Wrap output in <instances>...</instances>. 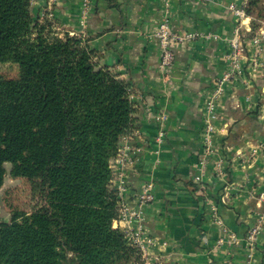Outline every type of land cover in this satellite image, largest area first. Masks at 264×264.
I'll return each instance as SVG.
<instances>
[{"label":"crops","instance_id":"obj_1","mask_svg":"<svg viewBox=\"0 0 264 264\" xmlns=\"http://www.w3.org/2000/svg\"><path fill=\"white\" fill-rule=\"evenodd\" d=\"M29 1L34 15L48 17L60 34L82 38L98 64L131 89L136 129L121 138L120 148H140L138 162L128 168L112 161L109 187L117 191L125 183L121 203L134 211L136 195L153 184V200L139 217L113 223L128 242L138 227L148 240L133 264H264V226L252 249L245 242L264 208L258 200L264 191V69L250 65L254 52L264 65V23L258 45L245 37L239 70L215 95L230 70L235 19L229 6L241 0H89L86 10L81 0ZM164 20L175 33L202 35L173 47L168 71L160 68L154 37ZM208 124L213 130L206 145ZM197 175L202 190L193 181Z\"/></svg>","mask_w":264,"mask_h":264},{"label":"trees","instance_id":"obj_2","mask_svg":"<svg viewBox=\"0 0 264 264\" xmlns=\"http://www.w3.org/2000/svg\"><path fill=\"white\" fill-rule=\"evenodd\" d=\"M252 37L264 0H247ZM127 83L75 35L60 34L29 0H0V189L29 188L31 210L4 197L0 264H133L109 184L120 140L136 129ZM6 165L9 170H6Z\"/></svg>","mask_w":264,"mask_h":264},{"label":"built area","instance_id":"obj_3","mask_svg":"<svg viewBox=\"0 0 264 264\" xmlns=\"http://www.w3.org/2000/svg\"><path fill=\"white\" fill-rule=\"evenodd\" d=\"M168 1V0H165ZM83 9L86 10L89 6V0H81ZM247 0H241L239 4H231L229 6V10L231 14L233 15L235 19V28H234V37L233 39H230L228 41L229 46V53H228V59H229V72L224 75V77L221 79L217 86V92H215V95L220 93V85L230 79L234 76L235 72L239 70V59L242 56L243 51V43L245 42V35L250 33V22L251 18L248 17L244 11V6L246 5ZM264 23V22H262ZM263 31L261 27L257 30V32L250 37V42L253 46L258 45L259 39L262 37ZM154 37L159 43L160 47V68L163 71H168L174 61L175 56L173 53V47L175 45H180L189 41H194L196 39H199L202 37V35L198 33H175L171 30L169 23L167 21H162L158 24L155 32ZM250 65L252 68H263L264 65H262L258 58L256 52L253 53L252 59L250 60ZM211 110V107L208 105V112ZM213 127H211L209 124L207 125L205 132V144L209 145V133H212ZM164 137L163 131L159 132L158 141H162ZM140 153V148H134L130 145H125L122 148H119L118 154L116 158L113 160L117 165L120 166H126L128 168L134 167L138 162V155ZM205 157L204 154L200 157L198 167L199 170L202 169L203 165L205 164ZM218 174L220 172L218 171ZM111 181V180H110ZM194 183L196 184V187L200 189V176H195L193 178ZM204 189V188H203ZM202 190V187H201ZM127 191V188L125 187V183H121L117 191L115 193L117 194L119 198V218L117 221H126V219H131V217L140 216V208L153 200V184L151 182L146 183L140 190V192L136 195V210L132 211L129 210L127 207L122 206L121 200L122 196ZM258 200L264 205V191L261 192L258 195ZM214 211V209H212ZM116 221H114L115 223ZM264 226V208L263 210L258 213L255 216V219L253 223L249 226V228L246 231L245 234V242L247 243L248 247L252 249L257 241V238L259 234L261 233V230ZM141 227H138L137 231L133 233V236L130 238L129 243L137 249L139 252V255L143 256L145 252V243L148 242V240H144L141 238L142 234ZM230 241L229 243L234 242V237L230 236L228 238Z\"/></svg>","mask_w":264,"mask_h":264},{"label":"rangeland","instance_id":"obj_4","mask_svg":"<svg viewBox=\"0 0 264 264\" xmlns=\"http://www.w3.org/2000/svg\"><path fill=\"white\" fill-rule=\"evenodd\" d=\"M5 167L8 171L9 166L6 165ZM5 193L8 201L10 200L18 207L27 211L31 210L32 206L35 204V201L30 198L28 186L22 180H12L7 175L0 189V221H9L10 218V213L4 203Z\"/></svg>","mask_w":264,"mask_h":264}]
</instances>
